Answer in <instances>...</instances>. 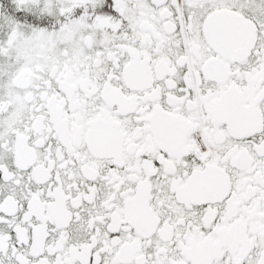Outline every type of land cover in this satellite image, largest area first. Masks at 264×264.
Returning <instances> with one entry per match:
<instances>
[{
  "label": "snow or ice",
  "instance_id": "obj_1",
  "mask_svg": "<svg viewBox=\"0 0 264 264\" xmlns=\"http://www.w3.org/2000/svg\"><path fill=\"white\" fill-rule=\"evenodd\" d=\"M0 264H264V0H0Z\"/></svg>",
  "mask_w": 264,
  "mask_h": 264
}]
</instances>
